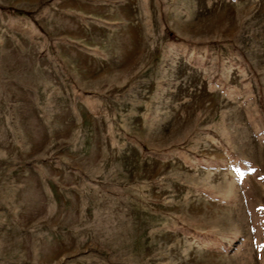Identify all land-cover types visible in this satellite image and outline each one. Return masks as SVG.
Instances as JSON below:
<instances>
[{"label": "rangeland", "instance_id": "rangeland-1", "mask_svg": "<svg viewBox=\"0 0 264 264\" xmlns=\"http://www.w3.org/2000/svg\"><path fill=\"white\" fill-rule=\"evenodd\" d=\"M0 264H264V0H0Z\"/></svg>", "mask_w": 264, "mask_h": 264}, {"label": "trees", "instance_id": "trees-1", "mask_svg": "<svg viewBox=\"0 0 264 264\" xmlns=\"http://www.w3.org/2000/svg\"><path fill=\"white\" fill-rule=\"evenodd\" d=\"M15 14L16 15H26V13L25 12H22V11H15Z\"/></svg>", "mask_w": 264, "mask_h": 264}]
</instances>
